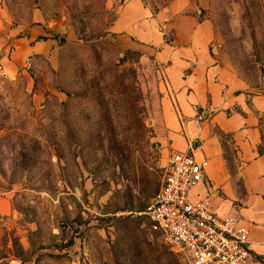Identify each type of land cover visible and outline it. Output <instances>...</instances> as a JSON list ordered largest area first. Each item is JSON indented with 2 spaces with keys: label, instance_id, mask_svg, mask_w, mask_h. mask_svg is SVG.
<instances>
[{
  "label": "rangeland",
  "instance_id": "1",
  "mask_svg": "<svg viewBox=\"0 0 264 264\" xmlns=\"http://www.w3.org/2000/svg\"><path fill=\"white\" fill-rule=\"evenodd\" d=\"M121 1L0 0V264H187L143 214L175 146L160 66L112 28ZM200 15L234 92L264 95V0H209Z\"/></svg>",
  "mask_w": 264,
  "mask_h": 264
},
{
  "label": "crops",
  "instance_id": "2",
  "mask_svg": "<svg viewBox=\"0 0 264 264\" xmlns=\"http://www.w3.org/2000/svg\"><path fill=\"white\" fill-rule=\"evenodd\" d=\"M166 1L153 12L150 0H122L112 28L127 46L147 44L142 54L151 55L163 73L160 110L174 149L186 150L191 141L197 157L208 160L209 186L199 184L195 191L208 193L217 211L234 213L250 226L255 264H264V145L258 114L264 95L256 92L248 101L243 90L234 92L232 73L213 60V28L200 15L209 0ZM50 25L43 21L45 29ZM166 33L172 35L169 40ZM179 121L186 138L177 132ZM220 134L235 149L238 180L228 169Z\"/></svg>",
  "mask_w": 264,
  "mask_h": 264
},
{
  "label": "built area",
  "instance_id": "3",
  "mask_svg": "<svg viewBox=\"0 0 264 264\" xmlns=\"http://www.w3.org/2000/svg\"><path fill=\"white\" fill-rule=\"evenodd\" d=\"M194 149L189 141L186 150L168 152L159 200L143 214L158 223L166 246L187 264H255L250 226L234 213L217 211L208 193L195 191L209 181L208 160Z\"/></svg>",
  "mask_w": 264,
  "mask_h": 264
},
{
  "label": "bare ground",
  "instance_id": "4",
  "mask_svg": "<svg viewBox=\"0 0 264 264\" xmlns=\"http://www.w3.org/2000/svg\"><path fill=\"white\" fill-rule=\"evenodd\" d=\"M160 193H161V187L160 189L158 190L157 194L151 199V201L145 206L144 210H143V213L144 212H147V211H151L154 206L157 204L158 200H159V197H160ZM147 218H148V215L147 214H144ZM153 226H155L156 228H158L161 233L163 234V237H164V241H165V233L164 231L158 226V223L157 222H154V221H150Z\"/></svg>",
  "mask_w": 264,
  "mask_h": 264
}]
</instances>
